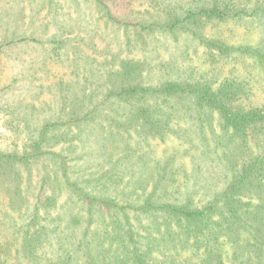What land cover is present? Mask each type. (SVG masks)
Masks as SVG:
<instances>
[{"label":"rangeland","instance_id":"obj_1","mask_svg":"<svg viewBox=\"0 0 264 264\" xmlns=\"http://www.w3.org/2000/svg\"><path fill=\"white\" fill-rule=\"evenodd\" d=\"M102 1L0 0V264H33L30 238L39 264H203L184 226L140 207L199 210L264 149L260 123L233 135L198 98L264 106V19L181 20L264 0ZM170 82L202 91H134ZM242 192L254 209L260 190ZM241 224L215 244L223 264H264V222Z\"/></svg>","mask_w":264,"mask_h":264},{"label":"trees","instance_id":"obj_2","mask_svg":"<svg viewBox=\"0 0 264 264\" xmlns=\"http://www.w3.org/2000/svg\"><path fill=\"white\" fill-rule=\"evenodd\" d=\"M102 1V0H100ZM104 1V0H103ZM102 1V2H103ZM105 3V2H104ZM263 4V3H262ZM259 5L255 10L251 12H246L245 10H241L240 13L235 12V6L229 3H213L212 6L206 7H198L196 9H189L185 12V16L181 19L189 20L191 18H195L199 15H206L207 18H214L216 20H225L230 16H253L256 15L261 19H264V5ZM179 16H174V23L170 25V29L175 28L177 24L180 23ZM216 42H213L214 46ZM212 44V43H211ZM217 49L223 52L222 45L216 46ZM229 50V48H226ZM234 51L248 53L250 51L249 48L241 49L240 47L232 49ZM222 89H218L216 91H205L203 94H198V98L202 101L203 106L210 107L212 109L220 111L221 118L223 119V123L225 127H230L233 131V135L242 136L245 134V128L260 123V133L264 134V126L262 123L264 122V106L260 108H235L229 109L225 108L220 102L219 95L221 94ZM236 90H238L236 88ZM241 89L239 88V91ZM138 94L145 95L147 93H155V92H190V93H198V91H202V89L193 87V86H182L176 82H170L165 84L161 89L155 90L151 88H134ZM136 111L139 112L136 108ZM264 148V147H263ZM49 152H39L35 153L33 156L43 155ZM2 158H11L10 156L0 155V159ZM258 188L260 190V195L258 197L259 204L252 210L248 207V203L239 198L240 195H243L242 189L244 191V187ZM96 199V198H95ZM97 201L99 199H96ZM95 200V201H96ZM100 201V200H99ZM105 205H108V202L105 200H101ZM112 204V203H110ZM140 209L153 211V213H163L168 218H170L171 222H175L178 226H184L185 234L191 235L195 238V244L204 245V258L203 264H223L222 254L218 252L215 244L219 241L220 236L225 234H234L233 227L238 229L247 228L245 224H241V221L244 219L256 220L258 222H264V149H262L258 154L252 155L250 153V158L248 161L244 162L241 168L238 170L237 174L231 179V182L228 186L223 189L219 194L214 195L211 202H209L205 207L201 209H196L192 206L191 202H185L184 204H174V203H161L157 202H147L146 205L141 206ZM226 215L224 219L213 220L211 217L213 214H218V216ZM228 214V216H227ZM219 218V217H218ZM234 220V221H233ZM237 220V222H235ZM197 224L199 227L196 228ZM218 227V228H216ZM235 229V228H234ZM32 239L28 240V244H26L23 248V254L28 255L33 264H39L37 258V246L31 245L29 242ZM89 242H86V245ZM79 245H82L81 243ZM219 245V244H218ZM256 246V244H254ZM89 247V246H88ZM5 254L4 250L0 251L1 254ZM20 251L16 249V254H19ZM26 258V257H25ZM140 262V261H139Z\"/></svg>","mask_w":264,"mask_h":264}]
</instances>
